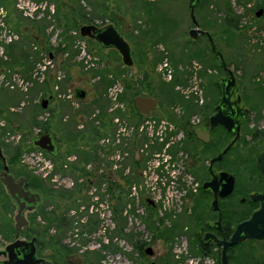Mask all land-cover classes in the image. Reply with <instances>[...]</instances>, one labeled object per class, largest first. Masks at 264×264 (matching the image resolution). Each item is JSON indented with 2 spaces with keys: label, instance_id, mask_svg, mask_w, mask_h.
<instances>
[{
  "label": "rangeland",
  "instance_id": "374dc122",
  "mask_svg": "<svg viewBox=\"0 0 264 264\" xmlns=\"http://www.w3.org/2000/svg\"><path fill=\"white\" fill-rule=\"evenodd\" d=\"M32 1L46 4L44 18L27 19L22 16L17 7L18 0H0V11L4 9L7 13L5 23L8 29L19 36L17 41L6 45L3 53L0 50V78L1 74L5 75L7 78L5 83L8 81L10 86L12 84L15 86V89H12L5 83L0 84V144H2L0 148L11 171L24 169L54 191L51 197L46 196L43 200L49 213L61 214L65 212L66 206H70L67 217L75 220L74 228L66 231L62 244L68 250H73V253L62 254L58 263L89 264L87 256L98 253L94 255L98 259L93 257L95 259L92 260L93 264H149V262L165 264L166 259L172 255L177 264H199L198 259L192 260L190 257V253L193 252L190 245L192 238L189 237V241L187 240L185 230V225L189 222L186 218L188 198L191 196L190 193L193 190L191 186L194 185V181L190 180L191 184L186 182L188 176L184 173V169L178 166L174 168L180 169L179 173L176 171L178 176L170 170L169 173H164L163 177V150L151 154V145H155L156 138L159 137L157 128L153 129L152 134L148 132L141 134L135 128L133 133L135 136L123 147L129 152V157L123 162L120 161L123 169L114 177L109 173L112 170V160L109 158L103 159L104 173L102 175L74 174L70 176L60 173L58 181L55 182L52 174L42 176L44 172L40 171L43 173L38 176L33 173L31 155L37 154L39 150L30 149V145L40 134L50 130L58 139L59 154L64 157L67 151L68 133L75 135L78 131L87 129L88 126H97L98 123H95L97 111L105 109L110 104L106 97L105 82L111 81L112 76L114 79L121 80L124 85L129 81L138 83L144 77L143 72L146 70H149L150 76L156 83L158 82V85L162 83L166 85L163 87V93L156 90L161 107L165 105L164 108L168 109V106L172 105L171 113L197 123L202 118L201 111L193 107L186 112L184 102L187 104L193 102L199 107L202 106L203 98L204 101L210 98L217 102L220 93L216 84L220 78L226 77L227 73L219 67L206 37L200 36L197 40L190 38L189 31L194 28V25L188 9L189 0ZM230 3L235 13L240 16L239 30L231 35L217 28L214 39L228 66L238 78L239 85L234 98L242 94L244 103L262 109L258 111L256 109V113L253 112L250 120L261 123L260 126L264 127V108H260L264 105V69L262 68L264 67V14L261 18L256 17V12L264 9V0H230ZM50 4L55 10V14L51 15L54 30L49 29L51 24L48 19L50 12L48 5ZM206 5L207 3L196 13L202 30H204L206 19L213 22L225 15L223 8L213 4L207 8ZM83 15L94 18L93 21L96 24H110L114 19L122 24L128 42L136 44L132 47L133 67L125 70L121 67L123 62L119 53L100 48L95 43H88L80 36L73 35L74 27L79 25L80 17ZM136 25L140 28L137 29ZM67 27H71V37L74 39L70 38L71 41H69L72 43L69 50H66L69 56H65L66 51L54 50L53 61L65 75L59 84L60 91L55 92V81L51 73L47 72L43 81L35 79L33 74L38 63L44 59L43 56H48V52L43 51V46L49 49L47 45L49 40L53 49L66 47L67 43L63 35ZM52 36H54L53 40ZM81 40L85 41L88 52L98 58L95 69H87L84 61L78 58L79 49L76 46ZM162 59L163 64L166 60L168 61L172 76V79L169 76H165L167 79L163 77L166 82L155 72ZM155 62L157 63L152 73L151 65ZM140 65H143V71ZM194 67L197 71L193 70ZM102 72L104 76L101 75ZM203 72L207 73L205 77L201 76ZM165 73L168 74L163 67V74ZM13 74H20L30 83L28 90L16 87V83L12 80ZM195 74L198 76L199 88L202 91L201 98L188 89L189 81H194L192 75L195 76ZM121 75L125 78H120ZM172 83H176L174 89ZM77 89L87 92L85 104L79 103L80 107H76L74 101L68 99L69 96L75 98ZM50 95L52 99H49ZM121 95L123 103L128 108L132 104V95L126 89ZM96 98L100 100L99 103L94 102ZM181 99L183 103L180 101V104L178 100ZM43 100H49L46 110L40 106ZM124 119L128 121L127 117ZM104 125L107 124L104 123ZM82 126H84L83 129H81ZM88 133L85 132L86 135ZM104 133L111 134V130L105 128ZM145 138L149 141L145 142ZM157 142L160 143L159 140ZM16 147H20L22 154L20 164L13 167L10 161ZM43 157L48 159L46 153H43ZM145 158L148 160L145 161ZM135 161H145L146 164L143 162L139 167L134 164ZM128 169L129 172H127ZM180 177L186 185L184 190H178L176 185ZM126 179H131L132 187L135 189L129 191ZM72 182L81 186L80 192L73 194L70 192L74 189ZM114 182L125 187L123 193L120 190L113 196L111 191L102 186V184L111 186ZM65 193L70 198L60 197V194ZM119 195H122L129 203L122 213L123 218L126 219L122 233L115 234L119 225L114 219L113 208L118 203ZM74 201L79 209L71 207ZM130 201L133 202L130 203ZM10 211L12 217L17 214L12 206ZM167 213L172 214L173 219H178L182 227L174 242L164 241L159 234H156V231L150 228V223L155 221L158 223L156 228L158 227L160 231H163L164 226L170 225L171 220H167L166 225L160 224V220H163ZM91 219H95L98 223L94 231L88 232L87 227ZM39 222L40 219H38ZM57 234L59 231L54 225L53 235ZM136 241L146 243L147 249L152 248L153 256L147 257L144 261V255L133 250V243ZM43 253L47 263L52 261L56 263V259L60 256L58 247L55 245H52L50 250L46 247ZM53 256L54 259H52ZM186 259L190 260L182 262ZM237 259L231 264H238ZM205 264H214V259L207 260Z\"/></svg>",
  "mask_w": 264,
  "mask_h": 264
},
{
  "label": "flooded vegetation",
  "instance_id": "af4514ba",
  "mask_svg": "<svg viewBox=\"0 0 264 264\" xmlns=\"http://www.w3.org/2000/svg\"><path fill=\"white\" fill-rule=\"evenodd\" d=\"M74 32L77 34L76 36H80V32ZM71 33L72 32H70V34ZM65 54L69 53L66 51ZM42 55H44V53H42ZM48 57L49 59L54 60V51L51 54H48ZM162 62L163 59L160 61L159 65ZM159 65L156 67L155 72L163 79L162 75L158 73ZM123 66L126 67L124 64ZM126 68L129 69L131 67ZM262 68L264 69V67ZM58 72H61L65 78L64 73L59 68H57L55 72H50L54 77L55 92L60 91L59 84L62 82V80H57ZM111 78V84L108 86L106 92L108 100L109 90L116 83L121 85L122 94L125 91V85L121 80L114 79L112 76ZM120 78L125 77L124 75H121ZM227 78L228 74L226 77L220 78L219 81ZM163 81L166 82L164 79ZM218 82L217 87L219 89L220 98L217 102L210 98H207L206 101H204V98L201 100L202 106L200 107H203L205 110L201 112L200 115L202 118L198 120L197 123L195 121L193 123V121L185 119L184 117H179L181 118V123H172L168 117L170 114H173L170 112V110L173 109V106L169 108L167 107L168 109H166L164 108L165 105H163L164 107L162 108L161 104L159 105L163 112V117L160 119L153 118L156 120V123L163 121L167 123L168 126L166 128L167 135L163 139V177L165 176L164 173H169L170 170L178 176L176 171L179 173L180 169H174L178 166L179 168L184 169V173L194 181V185L191 186L193 188L192 193H190L191 196L188 198V215L186 218L189 222L185 225V230L187 231V240L189 241V237L192 238L190 245L193 252L190 253V257L192 260L198 259L199 264H205L209 259H214V264H222L223 245H218L216 241L229 242L237 227L240 224L251 220L253 216L260 212L264 207V127L260 126L261 123H255L250 120L253 112L256 113V109L257 111L262 109L244 103L242 94L237 95L236 99L234 98V94L239 85L238 78L237 86L229 100L225 99V89L222 91ZM164 86H166L165 83H163V87ZM143 94L155 97L149 93ZM52 98L53 97L51 96L50 99ZM68 99L74 101L76 107H80L79 103L81 104V102H85L77 101L72 96H69ZM119 101L120 107H115V105L109 100L110 104H108L105 109L97 111V121L95 123L98 124L95 127L91 126L92 128H95L98 133L96 137L90 136L85 140L79 138L75 142L67 141V151L63 160L61 159L63 155L59 154L60 146L56 135L48 132L53 136L56 145V156L48 154V158L54 163L56 172L70 176L74 174L82 175L83 171L92 176L102 175L104 173L102 168L103 159L109 157L114 158L119 154L127 155L125 159L129 157V152L123 147L126 146L128 141L135 136L133 134L135 128L137 132L141 133L139 131L140 127L145 123H148V120L139 114L135 107V102H132L127 108L122 101V95ZM219 105L222 106L224 116H231L232 111L235 110L236 123H227L230 126L228 127L226 124L210 122V118L216 114V109ZM206 108H208V112H206ZM260 108H264V105ZM136 112L141 119L136 118ZM124 117H127L128 121L124 119ZM104 123L107 125L105 126ZM83 128L84 126H82L81 129ZM105 128L106 130L109 128L111 134L104 133ZM121 128L129 133V137L122 139V141L119 137ZM88 131L89 129H85L84 131H78V133H87ZM143 133H146V131L141 134ZM236 137V143L228 150V152H226L220 160H215ZM106 141H109L110 144H105ZM74 150H81L90 154L95 160H91L88 163H82L81 157L74 152ZM145 161L144 164H146ZM59 162H61L60 165ZM0 164V193L8 195L5 186L1 182V174L4 171V163L1 158ZM89 166H91L90 169ZM121 167L122 164L120 165L118 163V165H115V170L109 171V173L113 175L112 177L120 174L121 169H123ZM8 168V174L12 175L16 180L25 178L18 177L15 175V171H11L9 166ZM127 172H129V169ZM223 173L234 178L233 190L227 196H221L223 185L225 184V182L220 181L221 174ZM25 179L27 181L24 190L38 193L29 187L28 179ZM215 181L217 182L216 185ZM176 182H178L176 184L178 190H184L186 188L181 177ZM114 184L119 185L120 183L114 182ZM114 186L115 185H113L112 189L115 193L120 191L118 187ZM128 186L129 191L135 189V187H132V183H129ZM108 187L109 186H107V189ZM122 187L125 189L124 186ZM8 197L11 201L12 207L17 211V206L13 203L9 195ZM254 197L257 198L253 199ZM42 205L43 197L41 204H39L35 210L26 212L25 217L28 221V226H24L19 234H17L15 222L17 214L12 217L10 215L11 213L7 212L6 207L2 206V203H0V264H15L23 261L24 255L27 256L31 253V249L33 248L31 245L15 249L12 253L8 248L17 241H23L30 244L34 240L35 256L38 260H44L41 264H55L54 261L47 263L46 257L43 253L46 247L39 241L40 237L36 232V230L42 229L43 227L39 226L33 220V215ZM260 228H264V226L260 225ZM115 234H117V231ZM207 235H210L208 239H206ZM54 236L52 227L49 231V237L51 238ZM48 249L50 250V248ZM146 249V243L142 241H136L133 243V250L140 253V255H144V261L147 260V257H150L146 254ZM11 257H15L14 260ZM237 257L240 258V264H264V239H246L235 246L228 247V264L235 261ZM52 259H54V256ZM187 260L190 259L183 260L182 262H186ZM149 264L156 263L149 262Z\"/></svg>",
  "mask_w": 264,
  "mask_h": 264
},
{
  "label": "water",
  "instance_id": "95a60500",
  "mask_svg": "<svg viewBox=\"0 0 264 264\" xmlns=\"http://www.w3.org/2000/svg\"><path fill=\"white\" fill-rule=\"evenodd\" d=\"M201 0H189V12L190 18L194 25L189 31V36L192 40H197L200 36H205L208 39L212 53L219 61V65L224 71L227 72L228 78L221 79L218 85L222 91L225 89V99L229 100L231 94L237 86V78L235 73L225 60L223 53L220 51L216 45L213 33L210 31H204L200 28V24L197 20L196 9L198 8ZM264 14V9H259L256 12V17L261 18ZM80 36L82 38L91 39L97 42L103 49L116 50L122 57V62L126 67H132L134 64L132 47L130 43L123 37L115 25H107L105 27H98L96 25H84L79 29ZM87 98V92L82 89H77L75 91V99L77 101H85ZM135 107L139 114L145 119H152L154 117H163V112L160 108V101L148 94H142L135 98ZM49 100L42 101V109L46 110L48 108ZM211 123H236V112L232 111L231 116H224L222 106L219 105L216 109V114L210 118ZM232 128V127H231ZM237 137L233 139L232 143L220 154L215 160H220L222 156L228 152V150L236 143ZM35 148L53 156H56V145L53 136L49 133L44 134L33 141ZM0 158L4 163V171L1 174V182L5 186L8 195L11 197L13 203L17 206V215L15 217L16 231L17 234L23 229L24 226H28V221L26 220L25 214L28 211L35 210L39 204H41L42 197L38 193H32L31 191H25L24 186L26 184L25 178H20L16 180L12 175L8 174L9 168L7 166L6 158L2 154L0 149ZM221 182H225L223 185V191L221 196H227L231 193L234 187V178L226 173L221 174ZM217 182L215 181V185ZM211 186V184H210ZM214 186V182H213ZM254 197L253 199H256ZM216 203V202H215ZM260 225L264 226V207L263 209L256 213L253 218L245 223L240 224L234 235L229 242H219L216 241L218 245H223V255L222 264H228L227 260V249L228 247L235 246L246 239H264V228H260ZM210 235L206 236L208 239ZM35 241V240H34ZM34 241L27 244L23 241H17L15 244L11 245L8 250L12 253L15 249H19L26 245H31V253L27 256L24 255L23 261L17 262L15 264H41L44 260H38L35 256ZM146 254L148 256H153L154 252L152 248L146 249ZM13 260L15 257H11Z\"/></svg>",
  "mask_w": 264,
  "mask_h": 264
},
{
  "label": "trees",
  "instance_id": "16d2710c",
  "mask_svg": "<svg viewBox=\"0 0 264 264\" xmlns=\"http://www.w3.org/2000/svg\"><path fill=\"white\" fill-rule=\"evenodd\" d=\"M205 3H207V5H206L207 8H210L212 4L215 5L218 8H221V9L223 8L224 11H225V15L221 19H217L216 21H213V22H211L210 20L206 19L205 20V25H204V31L212 32L213 33V38H214V32H215V29H217V28L218 29H223L222 31H226V32H228L230 34L233 33L234 31L239 30L240 16L235 13L234 9L231 6L230 0H211V1H207V2H204V1L201 0L198 8L196 9V13H197L198 10L201 9V7L204 6ZM93 20H94V18H88L86 15L81 16L79 25L74 27L75 31L79 32L80 27H82L84 25H97V26H100V27H105L107 25L112 24V25H115L118 28L119 32L123 35V37L127 41H129L128 38H127V34L122 29V24L117 22V20L114 19L110 24H105V23L96 24V23H94ZM136 28L138 29V28H140V26L136 25ZM71 30H72L71 27H67L64 30L63 37H64V41L67 43V45H66V47L64 49H62V48H58L57 50L53 49L50 46V43L48 42L47 45L49 46V49H47L45 46H43L44 47L43 51H47L48 54H51L54 50L55 51H66L67 50L68 51L69 48H70V43H72V42H70L71 41L70 38L74 39V37L73 38L71 37V34H70ZM131 35L132 34L130 33V36ZM130 36H128V37H130ZM203 37H205V36H203ZM83 39H85L88 43H95L100 48H102L98 43H96L95 41H93L91 39H87V38H83ZM214 41H215V39H214ZM129 43H130L131 47H133V45H136V44H134V42H129ZM215 43H216V41H215ZM210 49H211V47H210ZM113 51L115 53H118L115 50H113ZM132 53H133V51H132ZM211 53H212V50H211ZM133 56H134V53H133ZM214 58L217 60V58L215 56H214ZM156 63L157 62L152 63V65H151L152 66V68H151L152 69V73L154 72V68L156 66ZM218 65H219V61H218ZM121 67H124L123 64H121ZM219 67L222 69V67L220 65H219ZM124 69L125 70H129L126 67H124ZM140 69L143 71V65H140ZM143 73H144V77L142 78L141 81H139L138 83L129 81L125 85V89L127 90V92L132 95V99H133L132 102H134V98L142 95L143 93H149V94L154 95V96L156 95V92H157L156 90L161 91L163 93V83L158 85V82L156 83V81L150 76L149 70H146ZM101 75L104 76V73L102 72ZM206 75H207L206 72L201 73V76H203V77H205ZM110 84H111V81L108 80L107 82H105V87L108 88V86ZM171 85L174 86V87H172L174 89L176 83H174V84L172 83ZM155 97H157V95ZM50 98H51V95L49 96V99ZM180 101H182V103H183V99L178 100V103ZM94 102L99 103L100 100L96 99V101H94ZM81 104L84 105L85 103L81 102ZM180 104H181V102H180ZM184 105L186 107V112L191 110L193 107L194 108L196 107L201 112H203V110H205L203 107H199L198 105L195 106V104L193 102H189V104L184 102ZM40 106L42 108V102H41ZM171 106L172 105H169L168 107H171ZM206 112H208V108H206ZM136 118L137 119H141V117L138 115L137 112H136ZM154 118L160 119L161 117H154ZM168 119L172 123H181V118L177 117L175 114H170ZM136 124H138V123H136ZM88 129H89L88 135H86L83 132L82 133H78L77 132L75 135L73 133L72 134L68 133L67 141L68 142H75L79 138L81 140H85L87 137H90V136L91 137H93V136L96 137L98 135V133H97L95 128H92L91 126H88L87 130ZM48 132H50V130H45V132L40 134L39 137L42 136L43 134L48 133ZM156 140L158 141L159 138H156ZM144 141L148 142L149 139L145 138ZM157 141H156L155 145H151V150H152L151 154L152 155L155 154V152H157V151H162L163 150V143H159ZM0 146H2V144H0ZM6 147H8V146L6 145ZM8 148L11 149L10 147H8ZM14 149H15L14 150V155L11 158L10 164H11V166L16 167L17 165L20 164V157H21V154H22V150L20 149V147H16ZM30 149H37V148H35L33 143H32L30 145ZM74 152H76L81 157V162L82 163H88L91 160H95V159H93L92 155L87 154V153H85V152H83L81 150H74ZM47 156H48V154H47ZM64 158L65 157H63V156L61 157L62 160ZM145 160H148V158L145 159ZM143 162L144 161H135L134 164H137L139 167H141ZM0 166H1V164H0ZM15 175H17L18 177L27 178L29 187L32 188L34 191L40 193L42 195V197H43V200H44V198H46V196L49 198L54 193V191L52 189H50L49 187H47V185L42 180L38 179L37 177L32 176L29 172H27L24 169H20L19 171L16 170L15 171ZM82 175H88V174H86L83 171ZM126 181H127V184L131 183V179H126ZM113 185H115L114 187H118L119 190H121V193L124 192L125 189L122 187V185H120V184L117 185V184L112 183L111 186L108 187V190L112 192L113 196H114V193H115L113 191V189H112ZM80 191H81V186L77 185L70 192L73 194V193L80 192ZM60 197H62V198L63 197L70 198L68 195H66V193L65 194H60ZM117 200H118V203L114 205L113 213L115 215L114 219L117 221V223L119 225V228L117 229V232L120 234V233H122V228H124L125 223H126V219L123 218V216H122L123 209H124L125 206H127L129 201H125L124 198L122 197V195H119ZM132 202L133 201H130V203H132ZM0 203H2V206L6 207L8 213L11 212L10 211V206H12V205H11V201H10L8 195H6L5 193H0ZM72 204L73 205L71 207L77 208V203L75 201ZM77 209H79V206H78ZM69 211H70V206H66L64 213L60 214V213L57 212L54 215V213H49L47 211L46 205L43 204L39 208V210L33 215V220L39 226L43 227L42 229L36 230L37 234L40 237L39 241L41 243H43V245L45 247H47V248H50L52 245H55V246L58 247V252H59L58 254L60 256H58V259H56V263L55 264H59L58 260H60V258L62 257L61 256L62 254H64V255L68 254L69 255V254L73 253V250H68L62 244L63 238H64L63 236L66 235L65 234L66 231L74 228L75 220L74 219H70V218L67 217ZM38 219H41L42 221L40 220V222L38 223ZM167 220H171V224L168 225V226H164L163 231L162 230L160 231L158 229V227L156 228V225H158V223L156 221L150 223V228L153 231H156L157 232L156 234L157 235L159 234L160 238H162L164 241H166V242H174L175 238L181 232L182 227L178 223V219H173L172 218V214H168V213L166 214V216H165V218L163 220H160V224L166 225V221ZM97 223H98V221H96L95 219H91V221L89 223V226L87 227L88 232L94 231L95 228L97 227ZM54 225L57 227V229L59 231V234H57L54 237L50 238L49 237V231L51 230L52 227H54ZM104 247L106 249H108L107 246H104ZM97 254L98 253H96V254L92 253V255L87 256L88 257L87 261L89 262V264H93L92 260H95L93 257L98 259V257L94 256V255H97ZM172 256H174V255H172ZM172 256L168 257L166 259V263L165 264H177V262L175 260H173ZM237 261H239L238 264H240V258H238Z\"/></svg>",
  "mask_w": 264,
  "mask_h": 264
},
{
  "label": "built area",
  "instance_id": "2783aa9c",
  "mask_svg": "<svg viewBox=\"0 0 264 264\" xmlns=\"http://www.w3.org/2000/svg\"><path fill=\"white\" fill-rule=\"evenodd\" d=\"M46 4L44 2L41 3H36L33 2L32 0H18L17 3V7L20 10V13L22 14L23 17L30 19V20H39L45 17L46 15ZM49 6V14H48V19L50 22V28L51 30H54V25L52 24L53 21V14H55V10L52 4L48 5ZM4 9H1L0 11V50L1 53H3L4 48L6 47V45H10L13 42L17 41L19 39V36L17 34H15L14 32H12L10 29H8L5 21L7 18V13H5ZM60 31V30H59ZM73 35H77L75 32H73ZM78 37V36H76ZM52 40L54 39V36H52L51 38ZM79 49V60L80 61H84V64L86 66L87 69H95L96 66L98 65V58L93 57V55H91L86 47V43L85 41L81 40L78 41L77 46ZM66 57L69 56V54L65 55ZM44 59L42 60L41 63H38L37 68L34 69V74L33 77L35 79H42L41 81H43L45 79L46 73H50V72H55L57 70V65L55 64V62L51 59H49V57L47 56H43ZM44 63V64H42ZM163 67L165 68V71L168 74H163ZM195 71H197V68L194 67ZM158 73L162 75V77L165 76H169L170 79H172L171 76V71L168 65V61L166 60L163 64V62L159 65L158 67ZM53 74V73H52ZM2 77L0 78V84L5 83V81L7 80V78L5 77V75L1 74ZM197 74H195V76L192 75V78L194 79L189 81L190 85L188 87V89L197 96L199 98L202 97V91L199 88V84H198V78H197ZM62 78H64L63 74L61 72H58V77L57 80L61 81ZM166 78V77H165ZM167 79V78H166ZM12 80L14 83H16V87H19L22 90H28V86L30 85V83H28L25 79H23V77L20 74H13L12 75ZM193 81V83H192ZM6 86H9L12 89H15L14 84H12L10 86V82L7 81V83H5ZM188 93V92H186ZM122 94V87L119 83H116L113 87L110 88L109 90V100L111 103H113L115 105V107H120V96ZM148 123H145L143 126L140 127L139 131L142 133L144 131H146V133L148 132V134H152L153 129L157 128V135L159 136V141L160 143H163V139L164 137H166L167 132H166V128L167 123L161 121L160 123H156L155 119H147ZM120 139L122 141V139L124 138H128L129 137V133L127 131H124V129L122 130V128L120 129ZM151 132V133H150ZM105 144H110L109 141H106ZM43 151L39 150V152L33 153L31 155L32 158V169H33V173L35 175H41L40 173H43L42 176H50L51 174L55 177V179L53 181H58V175L60 173L55 171V166L54 163L48 158L45 159L43 157ZM127 155H116L114 158L109 157L112 160V170H115V165H118V163L121 165V162H123L125 160V157ZM107 158V159H109ZM106 159V160H107ZM121 161V162H120ZM163 163V162H162ZM91 168V166H89V169ZM103 168V167H102ZM47 170V173H45V171ZM43 171V172H40ZM104 171V169H103ZM175 174V173H173ZM192 180L190 177H188V179H186V182H189L191 184ZM75 183L72 182V186L73 188L75 187ZM104 188H107V186L102 185Z\"/></svg>",
  "mask_w": 264,
  "mask_h": 264
},
{
  "label": "crops",
  "instance_id": "0c3cea01",
  "mask_svg": "<svg viewBox=\"0 0 264 264\" xmlns=\"http://www.w3.org/2000/svg\"><path fill=\"white\" fill-rule=\"evenodd\" d=\"M97 99V98H96Z\"/></svg>",
  "mask_w": 264,
  "mask_h": 264
}]
</instances>
